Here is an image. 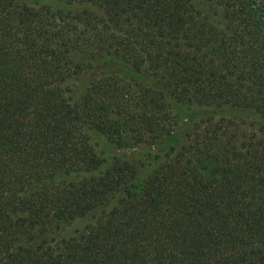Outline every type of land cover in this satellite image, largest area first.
I'll return each instance as SVG.
<instances>
[{"label":"trees","instance_id":"16d2710c","mask_svg":"<svg viewBox=\"0 0 264 264\" xmlns=\"http://www.w3.org/2000/svg\"><path fill=\"white\" fill-rule=\"evenodd\" d=\"M0 264H264V0H0Z\"/></svg>","mask_w":264,"mask_h":264},{"label":"rangeland","instance_id":"374dc122","mask_svg":"<svg viewBox=\"0 0 264 264\" xmlns=\"http://www.w3.org/2000/svg\"><path fill=\"white\" fill-rule=\"evenodd\" d=\"M102 73H105L107 75H113V76H117L120 79L122 78H127V79H133V78H137L136 75H134V73L126 66L124 65H111V66H106L104 67ZM139 80H142L143 83L147 84V80H145L142 77L138 78ZM177 111V117H178V126L180 125V123H188L190 121V119H192L193 117H201L202 116V110H196V109H186L185 107H182L180 105H178L175 109ZM180 131L183 129L182 127L179 126ZM94 137L99 138L97 140L96 138V142H100L101 145H103V147L111 152L114 153L115 152V148L112 145V143H110L105 137L98 136V135H93ZM158 145H160L158 143ZM158 145H140L139 147H135L132 149H129L128 151L125 150L126 155L133 157L134 159H145L148 160L149 158H151L155 153H156V149L158 147ZM166 144L160 145L161 147H165ZM117 153H121L123 151H116Z\"/></svg>","mask_w":264,"mask_h":264}]
</instances>
